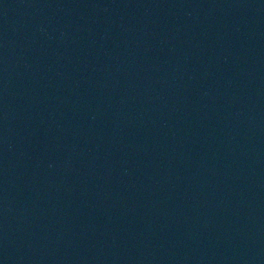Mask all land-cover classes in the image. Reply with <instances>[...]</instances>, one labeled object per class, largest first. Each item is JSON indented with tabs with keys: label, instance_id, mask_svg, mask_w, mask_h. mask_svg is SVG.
Returning a JSON list of instances; mask_svg holds the SVG:
<instances>
[{
	"label": "water",
	"instance_id": "water-1",
	"mask_svg": "<svg viewBox=\"0 0 264 264\" xmlns=\"http://www.w3.org/2000/svg\"><path fill=\"white\" fill-rule=\"evenodd\" d=\"M0 264H264V0H0Z\"/></svg>",
	"mask_w": 264,
	"mask_h": 264
}]
</instances>
